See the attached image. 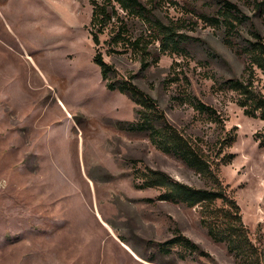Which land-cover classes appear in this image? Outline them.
I'll use <instances>...</instances> for the list:
<instances>
[{"label":"rangeland","instance_id":"1","mask_svg":"<svg viewBox=\"0 0 264 264\" xmlns=\"http://www.w3.org/2000/svg\"><path fill=\"white\" fill-rule=\"evenodd\" d=\"M228 1L247 16L233 40L237 51L225 44L223 29L197 17L215 12L208 0H177L155 12L183 22L181 32L195 39L186 54H161L156 44L144 68L123 47L107 53L109 31L101 50L117 71L113 81L133 76L205 151L215 153L228 132L236 134L225 150L235 158L220 178L264 250V148L254 139L264 121L246 117L224 86L245 77L241 50L252 31L264 34V0ZM122 16L132 36L145 32ZM90 18V0H0V264H239L208 236L199 208L136 187L135 170L145 168L194 188L206 184L184 161L157 150L147 133L121 129L136 121L137 107L106 88L93 61ZM189 97L215 108L223 123L200 116ZM177 231L205 255L160 251Z\"/></svg>","mask_w":264,"mask_h":264},{"label":"trees","instance_id":"2","mask_svg":"<svg viewBox=\"0 0 264 264\" xmlns=\"http://www.w3.org/2000/svg\"><path fill=\"white\" fill-rule=\"evenodd\" d=\"M198 1V0H197ZM213 4L215 12L196 15L206 25L224 30V42L237 51L233 41L238 29L245 23L247 16L238 6L228 0H208ZM177 0H90L91 18L89 33L94 44V63L99 67L102 80L110 91H119L127 96L137 107L136 121L123 125L121 129L148 134L151 144L160 152L181 159L194 169L205 182V188H194L179 182L167 173L149 168L136 169L135 184L139 189H157L158 200L182 204L188 208H199L201 225L208 236L218 244H224L230 255L239 264H264V250L260 243L253 241L249 227L244 223L241 207L233 196L229 185L220 178L222 166L229 165L235 155L225 153L236 140V134L228 132L218 143L215 153L205 151L201 145L176 128L167 118L159 102L134 83V77L112 80L117 76L115 68L105 61L101 50V36L111 33L109 45H113L108 54L118 53L115 47H123L124 51L135 54L144 68L149 66L151 48L155 46L161 54H186L191 36L182 31L183 22L169 20L165 22L157 17V9L163 6H176ZM138 20L146 30L138 37L130 34L128 19ZM241 53L247 58L244 78L227 80L224 84L236 95V104L243 114L252 119L264 121V93L259 88L258 73L264 79V34L252 31L251 37L244 40ZM194 110L210 121L221 124L220 114L210 105L198 98L189 97ZM259 147L264 148V132L254 134ZM261 241V237L258 242ZM179 247L186 254L200 252L199 246L189 238L177 234L159 244L160 251L170 253ZM181 257H185L181 254Z\"/></svg>","mask_w":264,"mask_h":264}]
</instances>
